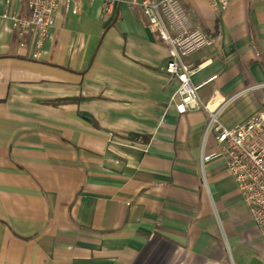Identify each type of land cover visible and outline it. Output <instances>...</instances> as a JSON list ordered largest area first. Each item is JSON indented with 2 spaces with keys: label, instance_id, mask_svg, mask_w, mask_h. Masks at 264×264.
<instances>
[{
  "label": "crops",
  "instance_id": "crops-1",
  "mask_svg": "<svg viewBox=\"0 0 264 264\" xmlns=\"http://www.w3.org/2000/svg\"><path fill=\"white\" fill-rule=\"evenodd\" d=\"M60 8L34 58L0 0V264H264L258 229L222 156L209 111L264 82V0L213 12L182 0L212 46L192 75L199 107L178 113L179 81L146 19L103 0ZM211 76H215L213 79ZM205 82V83H203ZM264 113V87L228 103L226 127ZM205 180V183H204Z\"/></svg>",
  "mask_w": 264,
  "mask_h": 264
},
{
  "label": "built area",
  "instance_id": "built-area-1",
  "mask_svg": "<svg viewBox=\"0 0 264 264\" xmlns=\"http://www.w3.org/2000/svg\"><path fill=\"white\" fill-rule=\"evenodd\" d=\"M121 1L127 3L138 14H142L152 35L167 47L165 71L179 81L176 111L184 113L199 107L201 104L197 90L202 84H194L192 75L207 61L194 63L187 62L184 58L199 49L212 46L210 35L201 28L192 27L182 0H103L102 13L111 15L115 4ZM206 1L216 13L226 9L231 2V0ZM26 5L29 10V16L26 18L9 13L3 16L11 19L12 28L20 38L27 30H33L32 56L39 58L43 42L56 22L58 10L71 9L75 14L79 11V3L77 0H26ZM213 78L215 76L209 79ZM262 87L264 82L247 86L223 98L221 104L214 108L210 107L209 103L201 106L209 111L205 135L213 132L217 144L216 150L203 154L202 159L207 160L216 156L225 159L227 170L258 229L264 253V113L252 114L232 127L224 126L219 119L221 110L228 103L247 91Z\"/></svg>",
  "mask_w": 264,
  "mask_h": 264
}]
</instances>
